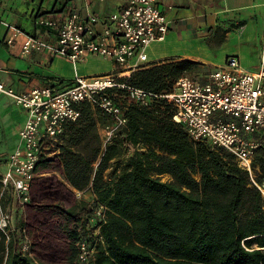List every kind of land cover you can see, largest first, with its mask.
<instances>
[{"label":"built area","instance_id":"2783aa9c","mask_svg":"<svg viewBox=\"0 0 264 264\" xmlns=\"http://www.w3.org/2000/svg\"><path fill=\"white\" fill-rule=\"evenodd\" d=\"M90 1L84 0L83 10L67 2L58 15L37 16L36 27L48 32L51 39L26 33L0 19L12 33L8 45L13 46L21 36L22 55L45 52L62 57L74 72V84L63 90L44 84L16 92L0 83V95L11 97L26 112L16 147L7 155L0 154V239L3 235L7 242L13 240L17 250L30 257L33 243L27 222L22 227L16 225L15 213L31 203L39 163L57 153L68 125L82 117L86 104L104 117L98 123L101 154L116 141L122 160L146 152L143 143L127 138L128 110L133 105L150 109L182 125L193 143L207 140L212 147L230 152L248 173L250 186L264 196V176L259 177V166L254 165L256 154L264 149V46L261 64L255 70L245 69L232 55L221 68L202 78L183 72L169 90L140 88L130 77L148 66V46L169 33L171 21L166 12L158 0H122L120 7L102 20L92 11ZM91 56L110 60L117 69L82 75L79 66ZM115 161L107 173L114 171ZM92 196L77 242L78 264H94L99 246L105 243L101 228L109 208Z\"/></svg>","mask_w":264,"mask_h":264},{"label":"trees","instance_id":"16d2710c","mask_svg":"<svg viewBox=\"0 0 264 264\" xmlns=\"http://www.w3.org/2000/svg\"><path fill=\"white\" fill-rule=\"evenodd\" d=\"M198 65L166 59L139 68L130 81L140 88L169 90L183 72ZM46 84L63 90L74 79L52 77ZM128 115L127 138L143 143L146 152L122 160L116 141L101 154L98 123L104 117L86 104L82 117L68 125L57 144L58 158L43 165L48 169L50 162L58 163L68 184L78 191L91 189L109 208L101 228L105 243L94 264H264V196L250 186L248 173L234 156L207 140L193 143L169 115L134 105ZM114 159V171L107 173ZM254 165L259 177L264 176V149ZM47 176L35 179L32 189ZM44 209L64 214L72 242L62 264H78L77 242L88 206L78 211L54 202ZM44 243L35 240L30 257L2 235L0 264H51L37 253Z\"/></svg>","mask_w":264,"mask_h":264},{"label":"crops","instance_id":"0c3cea01","mask_svg":"<svg viewBox=\"0 0 264 264\" xmlns=\"http://www.w3.org/2000/svg\"><path fill=\"white\" fill-rule=\"evenodd\" d=\"M67 2L75 4L82 10L85 4L84 0H0V19L15 25L26 33L51 39L48 32L36 27L35 19L44 13L51 16L64 12ZM90 2L92 11L102 20L122 4V0H106L103 3L91 0ZM158 3L170 19L171 26L163 40L152 42L148 46V66L166 59L190 60L199 63L198 66L204 68V73L208 74L221 68L227 58L232 55L237 56L241 65L247 70H255L260 66L264 46V0H158ZM11 37V31L0 24V83H4L16 92H24L32 87L46 84L52 77L73 78V70L69 74H59L56 70L54 62L62 57H53L45 52H33L29 56H24L20 52L22 37H17L14 45L10 46L7 40ZM90 60L88 59L79 66V73L89 74V71H83L82 67L88 66ZM101 62H104L105 66L99 67L95 73L117 69V66L106 58H103ZM194 70L196 69L193 67L192 70L185 72L189 74ZM2 96L4 100L11 98L4 94H1L0 98ZM12 101L14 102L13 99ZM15 105L25 114L21 123L14 122L18 139L19 129L26 120V112L16 103ZM13 118L11 110L3 111L0 108V129L3 132L6 122L11 127L10 123ZM2 138L7 140V138ZM17 143L18 140L12 148L6 151H3L0 146V154H9ZM59 155L58 148L57 153L51 159L58 158ZM48 159L39 163L38 171L45 170L38 172L37 178L50 174L46 171L47 168H43L44 162ZM53 163L54 161L50 162L49 167ZM68 186L69 189H75L70 184ZM39 189L41 191V188L34 183L32 200L27 206L30 219L29 235L33 241H44L45 245L47 242L58 243L59 241L68 245L72 241L69 238L71 236L69 230H65L64 227V214L58 216L53 213V210L44 209V206L54 202L44 203L48 197L42 198V196L37 200L36 195ZM88 190L92 192L91 189ZM60 204L67 209L74 208L78 211L83 208L78 207L77 204L66 207L62 200ZM74 224L75 222L71 223V225ZM37 253L43 257L38 249Z\"/></svg>","mask_w":264,"mask_h":264},{"label":"rangeland","instance_id":"374dc122","mask_svg":"<svg viewBox=\"0 0 264 264\" xmlns=\"http://www.w3.org/2000/svg\"><path fill=\"white\" fill-rule=\"evenodd\" d=\"M104 57L101 56H91L89 57L90 64L86 67H82L83 71H89L88 75L97 74L95 73L99 67L102 65L105 66L104 62H101V60ZM54 66L56 67V70H58L59 74H69L71 70H73L72 64L67 61L65 58H58L54 62ZM196 70L194 72L189 73L194 77H204V73L202 67L196 66L194 67ZM82 74V73H81ZM74 76V72H73ZM72 79V77L67 78ZM4 96L0 98V108L3 111H10L14 115L13 121H11V127L8 126L7 122L5 124L4 132L2 129H0V146L3 151H6L14 146V143L17 142V130H15V123H21L22 119L25 118V114L22 113V110L15 105V103L12 101V98H9L10 100H4ZM22 113V114H21ZM4 116H7L6 114H2ZM6 135V136H4ZM1 137L7 138L1 139ZM58 163H53L46 171L50 174L41 181L39 184V187L41 188V191L37 192L36 199L38 200L40 196L48 197L47 202H60L63 201V204L66 207H69L72 204H77L78 207H87L88 203L92 199V193L89 190L86 191H78L76 189H69L68 183L65 181L64 177L62 176L61 172L58 170ZM168 177L165 175L163 177V180H166ZM56 198H58L56 200ZM27 222V231L29 233V225H30V219H29V212L26 209H18L15 213V222L16 225L22 227V225ZM30 236V235H29ZM31 238V236H30ZM32 240V238H31ZM35 241V240H34ZM32 240V243L34 242ZM57 243V242H56ZM54 242H47L45 249L42 251L43 258H46V262L49 263H55V264H62L65 260V256L68 254V246L64 243L59 241L56 245Z\"/></svg>","mask_w":264,"mask_h":264}]
</instances>
